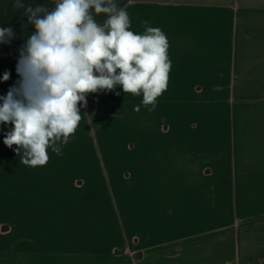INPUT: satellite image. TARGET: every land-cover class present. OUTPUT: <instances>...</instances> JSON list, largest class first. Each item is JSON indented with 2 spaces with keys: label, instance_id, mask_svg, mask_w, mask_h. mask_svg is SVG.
Masks as SVG:
<instances>
[{
  "label": "crops",
  "instance_id": "crops-1",
  "mask_svg": "<svg viewBox=\"0 0 264 264\" xmlns=\"http://www.w3.org/2000/svg\"><path fill=\"white\" fill-rule=\"evenodd\" d=\"M115 2L130 30L166 35L167 88L152 110L119 85L88 93L44 166L21 163L0 124V264H264V0ZM13 5L0 0L15 34L0 97L35 31Z\"/></svg>",
  "mask_w": 264,
  "mask_h": 264
},
{
  "label": "clouds",
  "instance_id": "clouds-1",
  "mask_svg": "<svg viewBox=\"0 0 264 264\" xmlns=\"http://www.w3.org/2000/svg\"><path fill=\"white\" fill-rule=\"evenodd\" d=\"M13 6L23 9L35 28L19 50L20 78L0 97V124L13 125L3 143L16 145L21 163L44 166L49 148L61 154L83 118L78 105L86 106L88 93L119 85L124 93L142 94L149 110L155 108L171 69L160 28L143 21V33L130 30L129 14L115 0H54L52 8L14 0ZM14 35L13 29L0 28V43H10ZM9 78L5 72L3 81Z\"/></svg>",
  "mask_w": 264,
  "mask_h": 264
},
{
  "label": "rangeland",
  "instance_id": "rangeland-1",
  "mask_svg": "<svg viewBox=\"0 0 264 264\" xmlns=\"http://www.w3.org/2000/svg\"><path fill=\"white\" fill-rule=\"evenodd\" d=\"M109 135H117V133L114 131V132H109L108 133Z\"/></svg>",
  "mask_w": 264,
  "mask_h": 264
}]
</instances>
